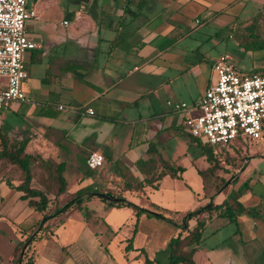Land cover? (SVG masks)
I'll return each instance as SVG.
<instances>
[{
    "label": "crops",
    "instance_id": "1",
    "mask_svg": "<svg viewBox=\"0 0 264 264\" xmlns=\"http://www.w3.org/2000/svg\"><path fill=\"white\" fill-rule=\"evenodd\" d=\"M63 2L34 0L30 5L28 0L39 20L26 27L27 36L37 48L25 55L27 77L22 88L39 106L18 105L12 111L21 114L22 119L33 117L34 130L30 135H22L29 139L27 153L65 163L66 192L59 197L48 196L54 204L50 202L46 211L49 219L38 232L41 228L35 230V225L46 212L38 213L28 207L27 201L20 199L22 193L0 181V221L7 219L12 233L20 237L17 243L36 233L27 248L33 264H144L141 250L152 264H168V242L180 232L182 236L187 234L180 226L184 216L212 202L221 204L244 188L237 199L242 210L234 215L230 211L214 213L206 222L193 260L195 264H264V131L262 140L253 141L258 143L256 150L244 149L235 154V145L247 144L242 140L232 143L233 146L215 148L219 155L227 152L241 160H233L231 165L224 163V167L221 161L224 170H217L216 175L228 178L219 191L210 195V186L204 184L199 174L210 165L200 149L188 143L183 117L169 110L156 112L161 103L179 101L192 80L200 91L198 100L216 80L214 67L219 58L207 61L203 56L187 63V39L205 25L225 30L235 25L250 27L253 21L263 22L264 0ZM69 4L77 10H70ZM81 7L85 14L80 12ZM76 12L80 20H75ZM65 20L68 25L63 24ZM224 56L239 73L264 69V51H250V58H243L239 64L233 63L230 55ZM58 106L80 108L81 112L58 111ZM31 108L35 109L32 113ZM88 108L93 115L83 114ZM47 111L53 116L39 115ZM3 126L7 136L19 130ZM150 144L155 145L163 160L184 172L175 178L164 176L157 189L147 186L143 192L126 191L122 196L142 208L154 205L155 213L163 212L177 225L167 229L159 244L153 245L155 230L160 228L157 218L142 214L134 232L136 217L131 209L108 208L96 197L80 209L52 216L59 205L83 188L107 187L117 193L122 178L116 163L142 181L136 162L148 157ZM93 152L104 157L99 168L102 172L98 174L94 172L99 169L82 170L79 164L74 166L71 162L77 157L86 163L79 156L87 159ZM189 153H199L202 163L198 165V157ZM237 181L238 185H233ZM12 184L18 186L19 182ZM26 208L30 211L15 224L18 213ZM85 210L90 214L88 219ZM193 224L195 219L188 222L189 230ZM132 235V250L125 253ZM14 241L10 239L13 251L6 260L0 254V264H16ZM23 249L25 252L26 248Z\"/></svg>",
    "mask_w": 264,
    "mask_h": 264
},
{
    "label": "trees",
    "instance_id": "2",
    "mask_svg": "<svg viewBox=\"0 0 264 264\" xmlns=\"http://www.w3.org/2000/svg\"><path fill=\"white\" fill-rule=\"evenodd\" d=\"M240 46L247 51H264V41H260L257 38L250 37V40L242 41ZM250 74H264V69ZM39 115L48 118L53 116L50 111L40 112ZM7 137H5V133L2 134L0 130V161L9 163L11 167L13 166L16 168L20 173V179L3 180L2 182H5L10 189L22 193L20 199L26 200L28 207L38 213L46 212L52 201L48 196L53 195L54 197H59L66 192V180L64 178L65 163L56 161L50 156L43 157L40 154L27 153L26 146L29 142L27 137L14 142L11 145L8 143L9 138ZM188 137V143L196 145V147L200 149L201 155L210 165L206 171L199 172V174L204 181V184L210 186V195L214 194V192L219 191V189L226 183L225 178L216 175L217 170H224L220 166L222 161L220 160L221 154H217L215 148L210 145L190 136ZM238 141L240 140L235 141V143ZM231 145L233 146L234 144H230L229 146ZM147 154L148 157L145 160L140 159L136 162V168L143 176L142 181H137L125 166L116 163V167L122 178V184L117 193L109 190H101L100 188L93 186L83 188L77 191L73 196L69 197L62 203V205H59L56 210L52 212V216H57L69 210L80 209L83 203L95 197L99 198L97 194L107 193L118 200L116 202H110L99 198L102 202L107 204L108 208H129L134 212L136 217L134 232L136 230L137 221L142 214L175 225L173 220L165 217L163 212L155 213L154 211L156 210V207L154 205H151L150 209L142 208L125 200L122 196L123 192L126 191L143 192L144 187L147 186L157 189L158 182L164 176L169 175L170 177L175 178L178 173L181 174L184 172V169L174 167L169 162L163 160L154 144L149 145ZM233 160V158H231V160L227 158L224 161L227 162L228 165H231ZM13 181H18L19 185L13 186ZM32 181H35L36 186H32ZM244 191V188L240 189L236 194L230 195L226 198L221 204H214L212 202L194 212L187 213L180 224V226H182L181 231L187 232V234L182 236L180 232L176 237L171 238L167 244L166 252L168 253V264H195L193 260V255L196 251L195 246L202 240V232L205 228L206 222L211 219L214 213L228 214L231 212L234 215L235 212L242 210L243 208L240 206L237 199ZM51 204H54V201H52ZM48 214L49 212H46L43 218L37 222L35 230L40 223L42 224V227L38 232H41L44 229L43 226L49 219ZM84 215L87 219L90 216L86 210L84 211ZM191 219H195V225L189 230L188 222ZM132 239L133 235L127 241L125 253L132 250ZM27 240L23 242L20 247L15 249L16 264L18 262H20V264H33L32 258L28 256L29 251L27 249L33 240L29 244H26ZM24 247L26 250L22 253ZM141 254L144 256V264H152L143 250H141Z\"/></svg>",
    "mask_w": 264,
    "mask_h": 264
},
{
    "label": "built area",
    "instance_id": "3",
    "mask_svg": "<svg viewBox=\"0 0 264 264\" xmlns=\"http://www.w3.org/2000/svg\"><path fill=\"white\" fill-rule=\"evenodd\" d=\"M80 20L79 14H74ZM39 16L28 0H0V111L14 106H39L23 91L27 77L25 55L37 48L26 33ZM199 23V21H196ZM68 25V21L63 22ZM216 80L191 106L167 101L174 114L183 117L185 132L213 148H224L237 140L260 141L264 131V74L239 73L226 56L214 67ZM58 111L80 113L81 109L58 106ZM83 114L93 115L91 109ZM104 157L96 152L86 159L89 169H99Z\"/></svg>",
    "mask_w": 264,
    "mask_h": 264
},
{
    "label": "rangeland",
    "instance_id": "4",
    "mask_svg": "<svg viewBox=\"0 0 264 264\" xmlns=\"http://www.w3.org/2000/svg\"><path fill=\"white\" fill-rule=\"evenodd\" d=\"M63 1L64 0H61V2ZM29 3L30 5H33L34 0H29ZM67 7L73 11L77 10L76 9L77 7H74L70 4L67 5ZM79 10L80 12L85 14V11H84L85 8L83 9V7H81L79 8ZM262 20L263 22L261 23L259 21H253V24L250 27H245V28L241 27L240 25H237V26L235 25L233 28L230 27L229 29L221 30V29H217L216 27L212 29L210 26H206V25L203 26L202 29H200L198 32H195L192 38L187 39L186 44L188 45L190 50L185 52L184 57H185L186 62L187 63L196 62L198 58L200 57L203 58V56L206 57L205 60L207 61L210 58L214 60H217L219 58L220 60L222 57H224L225 54L230 55L232 57L233 63L239 64V61L241 62L243 58L248 60L250 58L249 56L250 51H247L243 47H241L240 43L245 40H250V37L255 38V39L257 38L260 41H264V19ZM209 36H212L213 40H210ZM190 84L191 86H189L188 89L185 90L183 94H181V97L178 99L179 101H176V102H184L188 106H191L192 104L198 101V96L200 94L198 86L196 83H194V80H192ZM34 110H35L34 108H31L30 110L31 113L34 112ZM164 110L172 111L167 106V104L165 105L164 103H161L159 104V106L156 107V112H162ZM0 124H3L9 128L11 127L12 129H15V130L19 129L18 131H16L15 134H12V136L7 137V134H5V137L9 138L8 143H10V145L13 144L14 142H17L23 139L24 137H22V135H30L31 131L34 130L33 117L31 120L29 118L22 119L21 114L16 113L9 109H4L0 111ZM3 125L0 126V130L2 134L4 133V130H5L3 128L4 127ZM185 133L187 134V132ZM242 142H244V144L247 143L245 144V146H242L243 148L240 145L234 146L233 151L237 155L240 154V152H243L244 149L245 151L249 150V152L252 150L258 149V146H257L258 143L257 144L253 143V141H250L248 139H243ZM32 154H35V153H32ZM188 155L191 157L193 156V158L198 157L196 160V163H198V165L202 163L201 158H199V155H200L199 153H196V154L189 153ZM44 157H48V156H44ZM232 157L229 156L227 152H223V154L220 155V160H222L223 162V164L221 165L224 167V163L227 164V162H225L224 160L227 158L231 160ZM79 158H83V161L86 160V158L82 156H79ZM234 160L239 161L241 159L238 160V158H235ZM71 162L73 163L74 166H78L79 164V167H81L82 170L88 169L86 163L85 162L82 163V160L77 159V157H73L71 159ZM99 172H102V169L96 170L94 173L98 174ZM233 174L234 172L231 173V175ZM227 178L228 177L226 176V179ZM9 179L10 180L20 179V173L16 168H14L13 166L11 167L9 163L0 161V181L9 180ZM238 181L235 182L233 185H238L239 183ZM31 184L32 186H36L35 181H32ZM100 189L106 190V191L109 190L114 193L116 192V190L113 188L110 189L107 187L106 188L102 187ZM1 201L2 200L0 199V206H1ZM28 211H30L28 210V208H26L25 210L21 212L19 210L20 213L16 211V213H18L17 216L19 217L14 219L15 224H17L18 221L22 217L26 216L27 215L26 213ZM4 213H5V210H4ZM6 220L7 219L4 218L3 220L0 221V254H2L5 260L11 255V252L13 251L11 247L10 239H15L16 241H14V243L15 242L17 243V240L20 239L18 234L12 233L10 223H8V221ZM155 220L160 228L155 230L154 235L156 239L154 240L153 245H157L160 243V239L168 231L167 229H175L174 224H171L172 226H169L166 222H163L161 219H155ZM193 225H191V227ZM162 226L165 227L164 230L162 229ZM140 242H143V238ZM21 244L23 243H17L16 248L20 247Z\"/></svg>",
    "mask_w": 264,
    "mask_h": 264
},
{
    "label": "water",
    "instance_id": "5",
    "mask_svg": "<svg viewBox=\"0 0 264 264\" xmlns=\"http://www.w3.org/2000/svg\"><path fill=\"white\" fill-rule=\"evenodd\" d=\"M231 181V179L228 181V182H230ZM98 195V197L99 198H101V199H105V200H107V201H110V202H116V201H118L116 198H114L112 195H110V194H107V193H101V194H97ZM41 224L39 225V229L41 228ZM36 233H34L29 239H28V241H27V243H29L31 240H32V238H33V236L35 235ZM22 252H24V249H23V251Z\"/></svg>",
    "mask_w": 264,
    "mask_h": 264
}]
</instances>
